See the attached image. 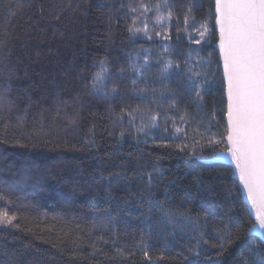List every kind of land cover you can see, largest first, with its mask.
<instances>
[{
    "label": "trees",
    "instance_id": "obj_1",
    "mask_svg": "<svg viewBox=\"0 0 264 264\" xmlns=\"http://www.w3.org/2000/svg\"><path fill=\"white\" fill-rule=\"evenodd\" d=\"M169 11L170 19L154 22V14L167 17ZM214 18V0H167V6L164 0H0V96L7 97L0 106V194L5 196L0 208L18 225H0V264L4 251L16 253L24 264H246L256 259L249 249L261 241L248 236L254 222L232 170L199 161L215 156L207 140L222 136L225 128ZM133 22L147 25L151 38L129 31ZM202 24L209 29L203 39ZM189 54L190 64L201 71L198 82H209L199 107L186 77L160 76L165 61L183 69ZM100 61L109 98L92 88ZM161 92H174L179 109H170ZM122 109L124 118L117 121ZM147 109L148 115L160 113L159 126L139 133L141 111ZM185 109L187 123H182ZM133 110L136 127L127 115ZM173 119L183 132H175ZM194 140L204 145L203 150L196 146V155L191 154ZM177 144L189 147L181 151ZM125 170L127 180L109 175ZM148 174L156 200L164 201L167 190L165 210L179 215L195 206L192 221L209 213L207 244H198L200 233L187 221L166 223L160 209L150 211L147 195H137L149 187ZM226 211L238 223L235 242L221 252L213 221Z\"/></svg>",
    "mask_w": 264,
    "mask_h": 264
},
{
    "label": "snow or ice",
    "instance_id": "obj_2",
    "mask_svg": "<svg viewBox=\"0 0 264 264\" xmlns=\"http://www.w3.org/2000/svg\"><path fill=\"white\" fill-rule=\"evenodd\" d=\"M164 6H167V0H164ZM10 7V6H9ZM103 7V5H101ZM141 7L147 11V7L141 4ZM159 11L161 5H157ZM136 9L133 8L132 11ZM14 15V12L10 13ZM172 16L171 11L168 12L167 17L164 15L157 16V23H162ZM215 28L218 30V45L219 56L223 67V82L224 95L226 97V111L224 119L226 121L224 134L220 137H210L207 140V145L215 149V158L224 159L230 158L235 166V171L239 176V181L243 185L247 193V199L252 208L255 210L254 223L248 228V233L260 232L264 236V0H215L214 8ZM59 19V17H56ZM188 17L185 16L184 23L188 24ZM130 26L129 31L134 34L143 32L145 36H149L147 25L143 28ZM202 30L199 32L200 38L203 39L205 34L209 31L206 24L201 25ZM5 36L11 33L5 30ZM156 35H161L157 32ZM149 38H151L149 36ZM200 41L197 40L196 43ZM167 52L168 49L166 48ZM147 62V61H146ZM101 70L94 74L92 80V88L96 91H103L105 98H109V91L105 90L104 80L106 69L103 67L104 61H100ZM184 68H181L180 63L172 60H167L163 63L160 69V76L162 79H168L170 75L174 74L177 78L186 77L187 90L189 94L195 95L197 98V106L203 100V91L205 85L209 82L204 81L203 84L198 82V77L201 76V71L197 70L198 65L190 64L189 57L183 61ZM202 70L203 65H199ZM133 70L140 69L133 66ZM143 75V73H141ZM135 83V82H134ZM10 89H5L9 91ZM112 93L116 92L115 88L110 90ZM144 92L147 89H140ZM154 91V89H153ZM175 93H160V98L168 103V107L172 110H178L179 104L174 98ZM7 101L6 96H0V106ZM11 103L10 101H8ZM128 112L130 117L129 124L133 127L135 125V112ZM125 110L122 109L120 113L116 114V120L121 121L124 118ZM151 109L141 111L140 126L136 128L139 133H146V129L150 132L151 129L158 127L160 113L148 115ZM148 115V120L145 122L144 116ZM188 115L187 109L183 115L179 117L182 123H187L185 116ZM215 115V113H213ZM168 116L165 113V120ZM172 127L176 133H181L184 129L176 126V121L173 119ZM206 131H211L207 129ZM120 136H124L121 131ZM223 144L225 147L220 148ZM200 145V150H203L204 145L200 144L199 140H194L192 144V155L197 154L196 146ZM181 151H185L189 145H176ZM131 155V154H129ZM204 159V157H201ZM131 164V160L127 161ZM138 175V173H136ZM111 177L119 179L122 175L125 180L128 179L127 170L123 173H110ZM143 178V177H141ZM149 187L146 190L137 192V195L144 198L147 195L146 202L150 204V211L152 208L160 209L166 217V223L183 224L187 221L193 231L200 233L201 240L198 244L203 242L207 244L208 241L203 239L206 235L205 227L210 219L209 213L204 212L203 217L196 221L191 220V214L197 211L196 207H187L179 215H173L171 210H165L164 205L169 202L167 198V190H165V200L158 201L155 199L156 193L151 190V174H148ZM199 185H203V180H198ZM111 184H109V188ZM213 189L209 186L206 189V194L211 195ZM5 200V196L0 194V201ZM7 207V205H5ZM14 215H9L8 211L0 208V225L18 227L13 224L15 220ZM203 220V225L201 224ZM215 227L213 231L219 241V249L221 252L226 251L235 241L233 239V229L236 228L238 221L229 212H224L219 221H213ZM239 239V237H236ZM217 247V245H213ZM190 251H192L190 249ZM251 255L256 259L247 261L246 264H264V241L260 244L252 242V248L249 249ZM199 255V253H196ZM147 256V252L144 253ZM5 257L3 264H24L16 253L3 252Z\"/></svg>",
    "mask_w": 264,
    "mask_h": 264
},
{
    "label": "water",
    "instance_id": "obj_3",
    "mask_svg": "<svg viewBox=\"0 0 264 264\" xmlns=\"http://www.w3.org/2000/svg\"><path fill=\"white\" fill-rule=\"evenodd\" d=\"M214 8H215V0H214ZM215 17V16H214ZM214 29H215V32L217 34V42L216 44L214 45L215 49L217 50L218 52V55H219V45H218V37H219V33H218V30L215 28V18H214ZM220 58V56H219ZM220 64H221V71H222V79H223V67H222V61L220 60ZM225 100H226V97H225ZM225 124H226V121H225ZM199 161L204 163V164H208V165H224V166H227L229 167L231 170H232V179L237 183L238 185V188L240 190V194H241V197L244 201V203L246 204L247 206V209L249 211V214L254 222V218H255V210L252 208L250 202L248 201L247 199V193L246 191L244 190L243 188V185L240 183L239 181V176L238 174L236 173L235 171V166L234 164L231 162L230 158H224V159H216L215 156H212V157H209V158H204V159H201L199 158ZM248 236L250 237H254V238H257L259 239L260 241H264V236H262L260 234V232H256V233H248Z\"/></svg>",
    "mask_w": 264,
    "mask_h": 264
},
{
    "label": "rangeland",
    "instance_id": "obj_4",
    "mask_svg": "<svg viewBox=\"0 0 264 264\" xmlns=\"http://www.w3.org/2000/svg\"><path fill=\"white\" fill-rule=\"evenodd\" d=\"M143 13L146 14L147 12L144 11ZM160 15H161V14H160ZM162 15H164V16L166 17V15H165L164 13H162ZM157 16H159L158 13H157V14H154V22H155V23H157ZM166 20H167V19H166ZM166 20H165V21H166ZM157 24H159V23H157ZM213 24H214V23H213ZM201 30H202V29H201ZM201 30H200V31H201ZM200 31H199V32H200Z\"/></svg>",
    "mask_w": 264,
    "mask_h": 264
}]
</instances>
